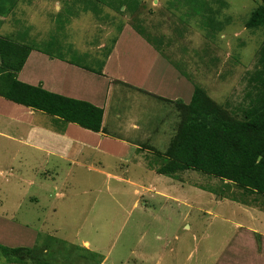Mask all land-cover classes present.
Returning <instances> with one entry per match:
<instances>
[{
	"label": "rangeland",
	"instance_id": "obj_1",
	"mask_svg": "<svg viewBox=\"0 0 264 264\" xmlns=\"http://www.w3.org/2000/svg\"><path fill=\"white\" fill-rule=\"evenodd\" d=\"M259 2L15 0L11 7L3 2L0 36L101 69L118 34L127 25L137 27L194 85L242 119L260 87L254 77L264 27H245ZM178 103L169 132L153 151L140 148L131 164L90 163L102 175L90 167L60 165L57 192L40 199L29 218L13 210L15 183L5 180L15 173L0 175L9 214L21 218L23 236L32 235L22 246L35 248V256L51 264H264L263 194L197 170L179 171L175 179L156 173L167 159L155 148L167 146L182 119ZM7 163L0 168H17ZM46 168L49 175L51 168ZM243 229L244 240L239 236ZM254 253L260 258L245 261Z\"/></svg>",
	"mask_w": 264,
	"mask_h": 264
},
{
	"label": "crops",
	"instance_id": "obj_2",
	"mask_svg": "<svg viewBox=\"0 0 264 264\" xmlns=\"http://www.w3.org/2000/svg\"><path fill=\"white\" fill-rule=\"evenodd\" d=\"M144 36V32L138 33L134 26H125L101 69L70 61L39 47L30 51L17 73L19 80L87 101L102 108L103 115L102 129L95 132L0 96V165L7 160V164L17 165L15 170L0 168V175L6 174L7 170L9 174L15 173L5 181L15 183L13 191L17 199L13 210L22 211V219L29 218L28 214L40 199L49 198L52 190L57 192L60 165L90 167L96 175L98 172L102 175L103 170H98V166L91 167L90 163L110 159L116 165L121 162V165L124 162L131 164L134 154L141 152L140 148L145 151L154 148L159 137L169 132L168 128L172 127L179 112L177 106L174 108L176 101L189 103L194 84ZM208 95L215 101L209 91ZM129 134L138 136L130 138ZM167 146L156 147V154L164 152ZM139 164L134 162L135 166ZM47 166L51 168L49 175H46L49 172ZM158 169L156 173L171 178L179 172L168 175ZM105 174L121 179L118 173ZM89 180L98 182L96 176ZM6 191L0 189V244L22 246L25 238L32 239L27 237L31 234L23 236L21 218L17 220L16 215L9 214L8 208L12 207H7ZM47 221L43 219V222ZM245 231L239 233L243 240L248 236ZM253 257L258 259L260 255L246 256L245 261L252 262ZM2 261L0 258V264H21Z\"/></svg>",
	"mask_w": 264,
	"mask_h": 264
},
{
	"label": "trees",
	"instance_id": "obj_3",
	"mask_svg": "<svg viewBox=\"0 0 264 264\" xmlns=\"http://www.w3.org/2000/svg\"><path fill=\"white\" fill-rule=\"evenodd\" d=\"M3 2L11 7L15 0H0L1 13L6 9ZM245 27H264V0L252 11ZM32 49L27 43L0 36V96L83 128L100 131L102 108L17 78ZM259 64L254 79L260 87L242 119L233 117L202 87L194 85L189 103H178L182 119L176 134L161 153L167 161L158 172L172 175L194 169L264 195V49ZM1 257L6 263L51 264L36 257L32 247L0 244Z\"/></svg>",
	"mask_w": 264,
	"mask_h": 264
}]
</instances>
